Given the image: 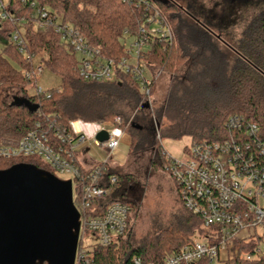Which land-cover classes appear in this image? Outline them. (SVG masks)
Returning a JSON list of instances; mask_svg holds the SVG:
<instances>
[{"label":"trees","instance_id":"trees-1","mask_svg":"<svg viewBox=\"0 0 264 264\" xmlns=\"http://www.w3.org/2000/svg\"><path fill=\"white\" fill-rule=\"evenodd\" d=\"M29 1L59 15L78 28L104 56L114 59L116 79L104 82L80 77L75 54L50 26L38 27L31 17ZM150 1L168 17L174 33L170 44L154 39L144 58L153 79L150 93L156 70L171 75L166 97L153 109L144 105L146 97L138 82L120 66L123 41L136 34L139 11L121 0H8L5 6L11 17L0 20V36L8 39V34L18 30L24 53L30 57L44 54L40 58L44 69L56 74L59 84L43 93H28L26 85L37 79L25 76L24 71L30 70L31 65L17 45L8 40L3 47L7 56L0 53V144L21 138L36 123H52L70 132L69 122L73 120L112 122L119 117L118 128L130 136L127 156L150 151L156 157L155 163L164 169L167 159L160 143L162 138L186 136L190 143L219 141L229 134L226 121L230 116H242L245 121L255 123L264 137V10L252 16L235 42L228 43L214 34L200 16L193 18L191 5L173 0ZM8 56L16 61V67ZM9 89L19 90L28 103L6 102L4 95ZM20 162L54 174L48 165L31 157L0 158V169ZM76 165L81 173H86L85 168ZM98 166L99 185L110 192L133 180L111 168L108 162ZM112 175L114 183L109 182ZM126 202L133 211L135 204ZM74 204L78 206L77 198ZM104 207L103 200L96 199L88 214L100 215ZM196 229H200L197 217L188 212L179 213L174 222L154 235L148 234L136 245L125 239L105 247L95 245L91 251L93 264H129L133 256L144 261H160L190 241ZM262 238L258 236L241 246V250L252 251V247L260 246ZM225 264H264V250L250 260L237 255Z\"/></svg>","mask_w":264,"mask_h":264},{"label":"built area","instance_id":"built-area-1","mask_svg":"<svg viewBox=\"0 0 264 264\" xmlns=\"http://www.w3.org/2000/svg\"><path fill=\"white\" fill-rule=\"evenodd\" d=\"M121 1L141 15L136 34L123 41L120 66L138 82L148 102L153 79L144 72L147 68L144 58L154 39L170 44L173 29L167 17L150 0ZM29 7L38 27L50 26L65 47L75 54L80 77L104 82L116 79L114 59L104 56L98 47L90 44L78 28L34 1H29ZM10 17L0 0V20ZM124 34L128 33L124 31ZM8 40L17 45L24 60L31 65L30 70L24 71L25 76L37 79L26 85V91L33 87L32 93L45 92L37 85L44 70L40 58L45 55L30 57L24 53L18 30L8 34ZM119 123V117L112 122H96L97 128L90 137L74 132L71 121L70 132L52 123H36L21 138L0 144V158H36L48 165L54 175H66V179H71L73 203L77 198L78 206L75 207L79 212V235L73 264H93L91 251L95 245L109 246L125 239L130 231L133 211L126 199H108L110 191L99 185V163L81 173L75 156L78 144L86 141L106 151L100 163L111 161L120 141ZM226 127L229 134L219 141L190 143L185 148L184 158H174L165 150L167 163L164 170L174 181L183 208L200 220V229L196 233L203 240L192 236L190 241L160 261H144L133 256L129 264H198L201 261L225 264L237 255L250 260L261 251L259 245L252 247V251L241 250V246L264 235V137L255 123L245 121L242 116H230ZM101 130L107 132V139L102 142L95 138ZM109 182H115L114 175L109 177ZM96 199H102L105 207L100 215L92 216L88 209ZM86 236L94 240L89 250L82 248Z\"/></svg>","mask_w":264,"mask_h":264},{"label":"rangeland","instance_id":"rangeland-1","mask_svg":"<svg viewBox=\"0 0 264 264\" xmlns=\"http://www.w3.org/2000/svg\"><path fill=\"white\" fill-rule=\"evenodd\" d=\"M7 1L8 0H1L3 5H5ZM173 1H179L185 6L187 4L191 5L190 10L195 12L193 18L196 19V17L200 16L201 21L207 22L214 34H219L228 43L235 42L252 16L264 10V0H234V2H232V0ZM162 15L167 17L163 13ZM7 43L8 39L0 36V53L3 55H6L3 53V47ZM8 58L13 66L16 67V61L12 59V57L8 56ZM144 72L148 77H151V73L147 68H145ZM170 79L171 75L168 72L156 70L154 74L155 85L153 92L150 93L148 102L144 103L145 106L149 105V109H153L162 103L168 92ZM58 84L59 77L50 72L47 68L41 72L37 81V85L44 90L55 87ZM33 90L34 88L32 87L27 91L28 93H32ZM4 100L6 102L16 101L24 104L28 103L27 99L17 89L7 90L4 95ZM76 122L78 121L73 120L71 121V124ZM154 125L158 137L157 125L156 123H154ZM118 130L121 132L119 128ZM160 143L168 154L174 158L180 159L185 157L184 151L190 144V139L186 136L180 139L162 138ZM92 151L91 154L95 159H98L101 162L102 160L100 156H97V151L95 152L94 149H92ZM117 152L123 157H126L128 146L120 144ZM115 156L116 154L114 157ZM155 161L156 157L154 153L146 151L138 156H127L125 163L121 167L116 168L121 174L125 176L128 175L133 179L125 182L126 184L129 183L133 186L130 193L125 197L126 201L135 204L132 213L130 231L125 240H129L134 245L138 244L142 238L146 237L148 234L154 235L159 229L174 222L175 217L179 213L187 212L181 205L174 181L164 169L160 168L155 163ZM57 176L62 179L68 178L66 175L57 174ZM196 230L194 234L196 233ZM194 234L193 236H195L196 239L203 240L197 235V233ZM262 237L260 248L261 250H264V235ZM93 243L94 240L89 236H86L82 241V248L84 250H89V245H92Z\"/></svg>","mask_w":264,"mask_h":264},{"label":"water","instance_id":"water-1","mask_svg":"<svg viewBox=\"0 0 264 264\" xmlns=\"http://www.w3.org/2000/svg\"><path fill=\"white\" fill-rule=\"evenodd\" d=\"M78 235L71 179L30 163L0 169V264H73Z\"/></svg>","mask_w":264,"mask_h":264},{"label":"crops","instance_id":"crops-1","mask_svg":"<svg viewBox=\"0 0 264 264\" xmlns=\"http://www.w3.org/2000/svg\"><path fill=\"white\" fill-rule=\"evenodd\" d=\"M77 121L78 122L73 123L71 125V128L74 132L83 133L88 137L93 135L94 130L97 128L95 122H84L81 120H77ZM120 144H125L129 148L130 136L124 132H120V141L117 145V149ZM92 149H94L95 152L97 151L96 152L97 156H100L101 160L103 161L106 155V151L104 150V148L96 146L93 143L89 144L86 141L79 143L78 146L76 147L75 150L76 159L78 163L85 169L91 168L95 164L100 163V160L95 159V157L91 154V152H93ZM117 149L115 151L117 157L115 156L116 158L114 157L111 161L108 162L109 166L113 169H116L117 167H121L125 163V159L127 157V156L123 157L122 155H120V153L117 152ZM130 185L131 184L128 183L126 185H121L117 187L116 189L108 193L107 195L108 199H126L125 189L130 191L131 190Z\"/></svg>","mask_w":264,"mask_h":264},{"label":"flooded vegetation","instance_id":"flooded-vegetation-1","mask_svg":"<svg viewBox=\"0 0 264 264\" xmlns=\"http://www.w3.org/2000/svg\"><path fill=\"white\" fill-rule=\"evenodd\" d=\"M232 2H234V0H232ZM197 21H199L198 19H197ZM126 191H125V193H126V195L128 194V193H130V191H128L127 189H125Z\"/></svg>","mask_w":264,"mask_h":264}]
</instances>
